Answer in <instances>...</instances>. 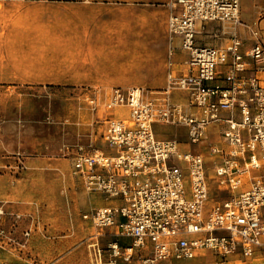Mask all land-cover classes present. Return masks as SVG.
<instances>
[{
	"label": "built area",
	"instance_id": "1",
	"mask_svg": "<svg viewBox=\"0 0 264 264\" xmlns=\"http://www.w3.org/2000/svg\"><path fill=\"white\" fill-rule=\"evenodd\" d=\"M166 4L165 86L113 85L85 96L112 150L80 145L72 156L70 174L110 201L82 214L96 230L91 264H188L205 251L217 258L201 264H231L235 253L243 257L236 264H264V42L250 26L257 40L241 50V0ZM210 21L227 28V44L199 42V26ZM177 35L186 52L181 73ZM174 91L185 98L174 99ZM156 122L185 125L187 144L198 146L218 123L226 145L212 143L207 154L182 148L178 138L158 137ZM213 187L228 194L217 199ZM103 234L111 237L105 244Z\"/></svg>",
	"mask_w": 264,
	"mask_h": 264
},
{
	"label": "rangeland",
	"instance_id": "2",
	"mask_svg": "<svg viewBox=\"0 0 264 264\" xmlns=\"http://www.w3.org/2000/svg\"><path fill=\"white\" fill-rule=\"evenodd\" d=\"M165 2L0 0V259L6 264H91V228L80 205H72L82 195L68 181L79 146L101 139L85 96L97 88L104 95L113 85L163 84ZM156 127L176 131L182 148L205 154L212 143L226 145L218 123L200 146L187 144L185 125ZM24 203L31 211L12 213Z\"/></svg>",
	"mask_w": 264,
	"mask_h": 264
},
{
	"label": "crops",
	"instance_id": "3",
	"mask_svg": "<svg viewBox=\"0 0 264 264\" xmlns=\"http://www.w3.org/2000/svg\"><path fill=\"white\" fill-rule=\"evenodd\" d=\"M168 2V0H166ZM165 2V8L167 11V17H166V76H165V81L163 82L162 85L156 86V87H149L152 89L155 88H161L164 87L166 84L167 80V57H168V48H169V33H168V16H169V8L167 7V4ZM240 17L242 19V24L238 27V34L240 38L242 39V45H241V50L242 51H247L257 40L256 36L252 33L251 27L254 26L256 29L259 30V37L261 40L264 42V0H241V8H240ZM198 38L199 42L202 44H210V45H225L229 42L230 40V34L227 32V28L223 26L221 23L217 21H210L207 22L204 26H199L198 29ZM173 44L175 46V53H174V69L175 72L181 73L184 71V60L186 58V52L180 47V36H175L173 39ZM224 66H221L220 68L223 69ZM264 76V73L262 74ZM136 85V84H133ZM146 87V86H145ZM173 98L174 99H184L185 95L184 92L182 91H174L173 93ZM102 113V112H101ZM158 123H163V122H156L154 124V128L156 131V134L158 137L161 138H178V134L176 131H162L159 130L156 125ZM183 125V124H182ZM186 127V126H185ZM187 130V128H186ZM90 146L87 148L89 150H94V149H102L106 151L107 153L112 152L103 142L100 140L98 144L93 145V143L89 144ZM83 146V145H82ZM65 181V180H64ZM69 185L71 186V189H78L80 190V194L82 195L80 197V201L77 200V198H74V202H72V205L76 206V203L80 205V210L82 214L84 212L89 211L92 207L101 205V204H106L109 203L110 201L105 198V196L101 193L98 192H92L88 193L85 191L82 183L77 178H74L72 175H70V178H68ZM68 185V184H67ZM66 185V186H67ZM66 188V187H65ZM66 190V189H65ZM64 189L62 191H65ZM71 193V190H70ZM213 196H215L217 199H221L224 197L226 194H228L226 191L220 192L216 188L213 187ZM72 194V193H71ZM12 209V213L19 211L22 207L23 211L25 210L26 212L31 211V204L24 203L22 205L17 206V208ZM20 208V209H19ZM86 223L90 226L91 231L90 234L88 235L87 238H91L92 235L95 234L96 230L94 226L92 225L90 220L84 219ZM40 226V225H39ZM38 226V227H39ZM18 229V227H17ZM15 238L19 237L14 235ZM15 238H12L13 241ZM30 237H28L29 239ZM100 240L103 242L104 240H108L111 238L107 234H103L100 237ZM18 239V238H17ZM217 258V255L210 251H205L199 254L197 257L193 258L195 261H188V264H201L206 261H213ZM229 261L231 264H236L238 263V260H242L243 257L240 253H235L231 254L228 256Z\"/></svg>",
	"mask_w": 264,
	"mask_h": 264
}]
</instances>
